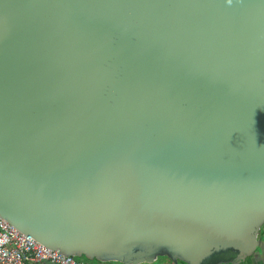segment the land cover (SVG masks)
<instances>
[{
    "label": "water",
    "instance_id": "water-1",
    "mask_svg": "<svg viewBox=\"0 0 264 264\" xmlns=\"http://www.w3.org/2000/svg\"><path fill=\"white\" fill-rule=\"evenodd\" d=\"M0 216L127 264H256L264 0H0Z\"/></svg>",
    "mask_w": 264,
    "mask_h": 264
},
{
    "label": "built area",
    "instance_id": "built-area-1",
    "mask_svg": "<svg viewBox=\"0 0 264 264\" xmlns=\"http://www.w3.org/2000/svg\"><path fill=\"white\" fill-rule=\"evenodd\" d=\"M86 264L52 250L12 226L0 216V264Z\"/></svg>",
    "mask_w": 264,
    "mask_h": 264
},
{
    "label": "crops",
    "instance_id": "crops-1",
    "mask_svg": "<svg viewBox=\"0 0 264 264\" xmlns=\"http://www.w3.org/2000/svg\"><path fill=\"white\" fill-rule=\"evenodd\" d=\"M263 228V232L262 234H264V226L262 227ZM260 242H258V246H260V249H259V253L260 255L259 256H256V260H257V264H264V237L259 238L258 240ZM258 255V254H256ZM116 264H127L125 262H121V261H114ZM31 264H43V263H31ZM47 264V263H45ZM141 264H157V263H148V262H144V263H141Z\"/></svg>",
    "mask_w": 264,
    "mask_h": 264
},
{
    "label": "rangeland",
    "instance_id": "rangeland-1",
    "mask_svg": "<svg viewBox=\"0 0 264 264\" xmlns=\"http://www.w3.org/2000/svg\"><path fill=\"white\" fill-rule=\"evenodd\" d=\"M261 238L264 237V234L261 233ZM258 246V242H257V245ZM75 258L79 261H83L85 262L86 264H116L115 262L113 261H103V260H99V259H90L89 257L87 256H78L76 255ZM31 264V263H30ZM248 264H252L251 262H248ZM256 264H257V260H256Z\"/></svg>",
    "mask_w": 264,
    "mask_h": 264
},
{
    "label": "flooded vegetation",
    "instance_id": "flooded-vegetation-1",
    "mask_svg": "<svg viewBox=\"0 0 264 264\" xmlns=\"http://www.w3.org/2000/svg\"><path fill=\"white\" fill-rule=\"evenodd\" d=\"M263 226H264V224L260 227V229H259V231H258V234H257V242H259L258 240H259V238H260L261 233L263 232V228H262ZM259 244H260V242H259ZM256 248H257V249H255V251H254L253 253H254L255 255H256V254L260 255V253H259L260 246H257ZM248 259H249V257H247L246 260H245V263H246V264H248Z\"/></svg>",
    "mask_w": 264,
    "mask_h": 264
}]
</instances>
